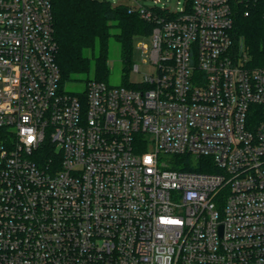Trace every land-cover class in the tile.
Instances as JSON below:
<instances>
[{"label": "built area", "instance_id": "built-area-1", "mask_svg": "<svg viewBox=\"0 0 264 264\" xmlns=\"http://www.w3.org/2000/svg\"><path fill=\"white\" fill-rule=\"evenodd\" d=\"M130 8L155 70L69 92L54 0H0V264H264V65L231 0Z\"/></svg>", "mask_w": 264, "mask_h": 264}, {"label": "trees", "instance_id": "trees-1", "mask_svg": "<svg viewBox=\"0 0 264 264\" xmlns=\"http://www.w3.org/2000/svg\"><path fill=\"white\" fill-rule=\"evenodd\" d=\"M231 2L234 37L243 42L250 56V64L264 65V0ZM54 17L59 46L56 57L63 86L76 80H84L86 84L93 79L108 82V47L111 36L121 44L124 64L122 85L131 86L125 80L133 64L135 40L139 36L150 35L154 22L143 18L130 5H114L109 0H54ZM111 27L117 31L113 33ZM174 160L175 168L209 171L199 165L203 157L184 155Z\"/></svg>", "mask_w": 264, "mask_h": 264}, {"label": "rangeland", "instance_id": "rangeland-1", "mask_svg": "<svg viewBox=\"0 0 264 264\" xmlns=\"http://www.w3.org/2000/svg\"><path fill=\"white\" fill-rule=\"evenodd\" d=\"M109 1H111L114 5L120 4V3H124L127 5L130 4L133 6L138 5V4H143L149 7L155 6L156 4L158 6L166 5L167 7L171 9V11L177 10L185 2V0H160L159 2L155 4L154 0H109ZM109 24L112 25L113 22L110 21ZM111 31L114 33L117 31V29L114 27H111ZM139 40L142 42H146L149 45L152 44L151 35L139 36L135 40L133 64H132V67L129 69V72L125 80V82L130 85L141 82L143 80L145 73H151L155 70L154 65H152L150 61L144 60L146 55L142 53L140 49L137 48V42ZM108 63H109V69H110L108 83L114 86L122 85L124 81V68H123L124 64L122 60L121 44L114 36H111L109 39ZM135 64L139 65V70L134 69ZM91 77H93L92 73H91ZM86 86L87 84L85 83L84 80H81V81L76 80V81L67 82L64 87L69 92H82L86 89Z\"/></svg>", "mask_w": 264, "mask_h": 264}]
</instances>
